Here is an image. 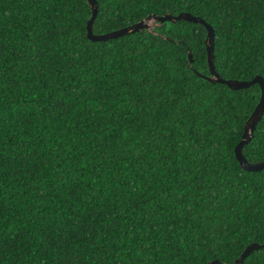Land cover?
<instances>
[{"label": "trees", "instance_id": "1", "mask_svg": "<svg viewBox=\"0 0 264 264\" xmlns=\"http://www.w3.org/2000/svg\"><path fill=\"white\" fill-rule=\"evenodd\" d=\"M95 3L93 33L197 16L221 78L264 82V0ZM88 15L85 0H0V264H230L264 243V168L232 152L258 86L197 75L201 24L90 41ZM241 152L264 160V109Z\"/></svg>", "mask_w": 264, "mask_h": 264}, {"label": "water", "instance_id": "2", "mask_svg": "<svg viewBox=\"0 0 264 264\" xmlns=\"http://www.w3.org/2000/svg\"><path fill=\"white\" fill-rule=\"evenodd\" d=\"M89 15L84 23L85 28V37L90 41H101L110 39L116 36H120L123 34H127L129 32H134L139 29H147L149 30L150 27L154 24V22L160 23L163 21H170L174 22L176 20H184L187 22H193L201 24L205 30L204 38H203V46H204V52H205V63L207 68V75H201L197 74L204 80H206L209 83L218 82L223 85H225L227 88L231 90L236 89H244L252 84H256L258 86V98L256 103L254 104L252 110L250 111L249 115L245 119L242 130L240 133L239 140L235 143L233 146V156L239 166L240 169L245 171H257L264 168V160L258 161V162H247L241 152V148L244 144H246L251 136L252 130L259 120L263 109H264V82L261 79V77L255 75L250 80H236V79H223L221 78L213 69L212 65V39H213V33L212 28L205 23L201 18L197 16H193L188 12H178L175 15H170L169 13H163L161 15H155L153 13L146 15L144 18H141L127 26H123L117 29L109 30L104 33H93L91 31V24L95 17L96 13V3L95 0H85ZM186 58L187 62H190L191 57L189 51H186ZM264 248V243H249L247 244L242 251L239 253V255L230 263V264H240L242 259L251 251L256 248ZM204 264H226L219 262L218 260H209L205 262Z\"/></svg>", "mask_w": 264, "mask_h": 264}]
</instances>
